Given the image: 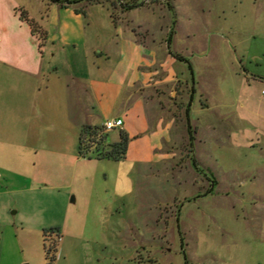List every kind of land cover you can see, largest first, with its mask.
<instances>
[{
    "label": "rangeland",
    "instance_id": "374dc122",
    "mask_svg": "<svg viewBox=\"0 0 264 264\" xmlns=\"http://www.w3.org/2000/svg\"><path fill=\"white\" fill-rule=\"evenodd\" d=\"M16 1L15 12L48 13L40 0ZM68 5L82 8L98 44L113 45L114 21L128 18L163 39L177 63L161 75L180 78L163 114L175 127L158 161L51 156L34 164L30 150L6 146L0 264H47L53 237V264H264V0ZM183 77L197 88L191 109Z\"/></svg>",
    "mask_w": 264,
    "mask_h": 264
},
{
    "label": "crops",
    "instance_id": "0c3cea01",
    "mask_svg": "<svg viewBox=\"0 0 264 264\" xmlns=\"http://www.w3.org/2000/svg\"><path fill=\"white\" fill-rule=\"evenodd\" d=\"M39 3L48 8L42 19L25 10L45 30L43 44L40 33L15 12L18 1L0 0V156L10 144L30 150L34 164L51 156L80 161L86 159L78 151L82 127L122 118L118 137L110 134L114 128L107 141L117 142L126 132L130 136L126 158L163 159L166 155L160 150L175 127L174 120H165L163 114L172 110L180 88V78L174 82L161 75H173L177 63L163 39H156L141 20L134 23L128 18L132 25L114 21L113 45L98 44L100 32L90 33L82 8L51 0ZM254 74L249 77L258 76ZM183 90L184 99L192 96L191 109L195 83L183 77ZM262 138L264 151V133Z\"/></svg>",
    "mask_w": 264,
    "mask_h": 264
},
{
    "label": "trees",
    "instance_id": "16d2710c",
    "mask_svg": "<svg viewBox=\"0 0 264 264\" xmlns=\"http://www.w3.org/2000/svg\"><path fill=\"white\" fill-rule=\"evenodd\" d=\"M58 2L61 5H68L74 1H63V0H51ZM138 4V3H136ZM135 4L124 2V10L133 8ZM21 16L26 19L33 30H37L40 33L41 44L46 39V32L43 30L38 23L29 18L27 11L22 10ZM178 57V55H177ZM108 131L105 130L104 126L84 125L81 129L79 138V155L85 158L96 157L98 159H114L120 160L126 158L127 150L129 146L130 136L126 132L121 133V137L117 142L110 143L107 141ZM55 231V229H53ZM45 235H49L47 232ZM57 240L53 237L50 245L45 246L47 264H53L56 259Z\"/></svg>",
    "mask_w": 264,
    "mask_h": 264
},
{
    "label": "built area",
    "instance_id": "2783aa9c",
    "mask_svg": "<svg viewBox=\"0 0 264 264\" xmlns=\"http://www.w3.org/2000/svg\"><path fill=\"white\" fill-rule=\"evenodd\" d=\"M123 125V119L122 118H115V119H108L104 123V128L106 131H110L114 128H118Z\"/></svg>",
    "mask_w": 264,
    "mask_h": 264
},
{
    "label": "water",
    "instance_id": "95a60500",
    "mask_svg": "<svg viewBox=\"0 0 264 264\" xmlns=\"http://www.w3.org/2000/svg\"><path fill=\"white\" fill-rule=\"evenodd\" d=\"M73 198H74V197H73ZM73 200H75V198H74Z\"/></svg>",
    "mask_w": 264,
    "mask_h": 264
}]
</instances>
